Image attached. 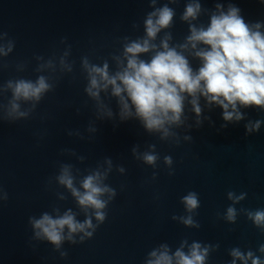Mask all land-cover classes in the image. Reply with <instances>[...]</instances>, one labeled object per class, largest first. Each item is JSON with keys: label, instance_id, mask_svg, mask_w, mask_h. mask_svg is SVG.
<instances>
[{"label": "water", "instance_id": "water-1", "mask_svg": "<svg viewBox=\"0 0 264 264\" xmlns=\"http://www.w3.org/2000/svg\"><path fill=\"white\" fill-rule=\"evenodd\" d=\"M189 2L0 0V31L8 34L0 44L7 51L8 39L15 41L14 50L0 56L7 65L0 69V84L46 75L54 85L27 118L0 120V264H147L153 250L159 253L167 246L170 255L177 249L188 254L193 243L208 247L205 264H233V260L243 264L231 255L233 249L244 254L251 251L264 261L259 251L264 245V227H257L247 215L264 209V122L251 133L246 129L250 121H264V110L239 108L244 118L226 122L218 105H209L200 97L202 111L197 117L189 97L184 124L171 128L177 143V137L161 139V133L147 132L135 118L121 120L111 88L100 92L99 101L85 91L88 79L83 58L99 65L107 61L115 71L114 57L121 55L124 37H143L144 20L155 8L167 4L176 15L173 27L158 33L153 43L160 45L166 32L172 34L170 46L184 43L190 33L180 16ZM199 2L201 13L192 21L197 27L207 26L211 14H218L217 4L226 12L231 3L241 9L246 23H260L259 31L264 33V0ZM194 51L184 55L196 69L200 61L192 55ZM65 52L72 71L61 72L60 58ZM153 54L142 58L150 59ZM49 60L55 73L51 68L36 71ZM10 95L0 96V104H6ZM29 107L21 102L22 110ZM109 109L112 116L107 114ZM145 152L158 155L154 166L137 158ZM165 156L172 157L171 166L164 163ZM65 165L76 176L77 187L83 176L107 171L104 183L116 195L92 237L81 241L83 233H77L75 243L65 239L56 249L35 237L30 221L44 212L55 217L68 209L78 221L86 219L70 191L58 183ZM189 191L198 193L200 200L199 208L191 213L181 202ZM229 192L234 193L232 199ZM242 193H246L244 198L236 200ZM229 207L236 210L234 221L227 219ZM87 215L97 224L93 210ZM189 216L193 225L184 223Z\"/></svg>", "mask_w": 264, "mask_h": 264}, {"label": "clouds", "instance_id": "clouds-1", "mask_svg": "<svg viewBox=\"0 0 264 264\" xmlns=\"http://www.w3.org/2000/svg\"><path fill=\"white\" fill-rule=\"evenodd\" d=\"M151 3L155 5L156 0H151ZM216 8L218 14H211L208 25L197 27L192 21L198 19L201 4L199 0H190L180 16L182 22L188 23L190 34L184 38V43L175 46L169 44L172 39L170 32L165 33L160 45L153 43L158 33L173 27L176 15L175 10L167 4L155 8L144 20L143 37H124L122 53L114 57L115 71L110 69L107 61L99 65L90 63L87 57L83 58L82 67L88 79L85 91L99 101L100 92H107L111 88V96L117 98L120 106L121 120L135 118L147 132L161 133V139L177 137L171 128L184 124L182 117L185 101L189 97L191 99L188 102L197 117L202 111L199 105L200 97L209 105H218L223 110V120L226 122L244 118L239 108L255 106L264 110V33L259 31L261 24L246 23L241 9L235 4L230 3L226 12L220 10V4H217ZM6 37L8 34L0 31V40ZM6 47L7 51L5 46L0 44V56H8L14 50L15 41L9 38ZM190 49L195 50L192 55L200 61L196 69L184 55ZM150 52L154 53L150 59L142 58ZM67 55L65 52L60 58L61 72L65 69L72 71L64 59ZM5 67L7 65L0 61V69ZM45 68H51L53 73L56 71L52 60L46 65H40L36 71L42 72ZM53 88L50 77L46 75H38L35 80L9 79L0 84V96L9 92L11 94L6 104H0V120L14 122L27 118ZM21 102L30 104V107L22 110ZM107 114L112 116L111 109ZM262 122L264 121H250L246 125L247 132L258 130ZM200 124L198 119L197 126ZM184 139L191 141L192 137L185 136ZM150 147L154 149L155 145ZM136 152L137 149L133 148V153ZM137 158L154 166L159 157L154 152H145ZM107 163L111 165L110 160ZM164 163L171 166L172 157L165 156ZM119 171L123 172L124 169L120 168ZM168 174L173 175L174 171ZM155 175L156 173H153L154 177ZM106 179L107 171H93L83 176L79 181L80 186L77 187L76 176L72 174L69 166H63L57 176L58 183L70 191L79 208L85 211L86 219L83 222L78 221L76 213L71 209L55 217L44 212L40 218H32L30 221L35 237L50 242L56 249L60 248L65 239L75 243L74 234L83 233L81 241L85 237H92L107 217L104 209L116 195L115 189L104 183ZM105 195L108 196L107 200L102 198ZM245 195L246 193H242L236 200L243 199ZM228 196L232 199L234 193L229 192ZM181 202L189 213L200 206L199 195L195 191H189L181 197ZM88 210H93L97 224L92 223V216L87 215ZM56 211L58 212V209ZM247 215L257 227H264V209L249 211ZM235 217L236 210L229 207L227 219L234 221ZM184 223L193 225L194 222L189 216L184 219ZM89 229L92 231H88ZM162 247L163 251L158 253L153 250L150 253L153 259L148 260L147 264H173L174 261L175 264H205L208 255V247L202 248L200 243H193L188 254L177 249L170 255L168 247ZM259 251L264 253V245L260 246ZM61 255L66 256L67 253L62 252ZM231 255L243 261V264H247L249 259L252 264H264V261L254 257L251 251L244 254L239 249H233Z\"/></svg>", "mask_w": 264, "mask_h": 264}]
</instances>
